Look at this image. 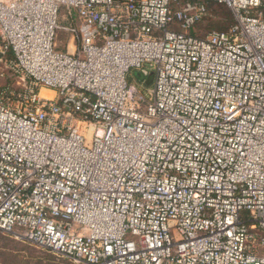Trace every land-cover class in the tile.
<instances>
[{"label":"built area","instance_id":"2783aa9c","mask_svg":"<svg viewBox=\"0 0 264 264\" xmlns=\"http://www.w3.org/2000/svg\"><path fill=\"white\" fill-rule=\"evenodd\" d=\"M212 1L232 23L191 34ZM0 234L70 264H264V0H0Z\"/></svg>","mask_w":264,"mask_h":264},{"label":"rangeland","instance_id":"374dc122","mask_svg":"<svg viewBox=\"0 0 264 264\" xmlns=\"http://www.w3.org/2000/svg\"><path fill=\"white\" fill-rule=\"evenodd\" d=\"M231 17L223 8L216 11L211 10V16L195 26L193 33L204 36L211 30L226 29L230 24ZM58 24L68 26L71 24L64 6H60L58 13ZM190 32V30H189ZM69 33L57 29L55 33V50L66 49L69 42ZM134 73V71H133ZM152 75L148 77L150 80ZM45 90V89H44ZM52 93V92H51ZM47 96V95H46ZM52 96V94L50 95ZM49 96V97H50ZM0 264H70L67 260L60 258L48 251L34 247L28 243L16 240L7 235L0 234Z\"/></svg>","mask_w":264,"mask_h":264},{"label":"trees","instance_id":"16d2710c","mask_svg":"<svg viewBox=\"0 0 264 264\" xmlns=\"http://www.w3.org/2000/svg\"><path fill=\"white\" fill-rule=\"evenodd\" d=\"M220 8H223L226 12H228V14L230 15V17H231V21H230V24L232 23V16H231V13H230V11L228 10V8H226L224 5H221V4H218V3H216V2H211L210 3V5H209V10H210V13H211V10H212V12L213 11H216L217 9H220ZM209 16H211V15H209ZM209 16H207L206 18H208ZM206 18H204L203 20H201L200 22H203ZM199 22V23H200ZM199 23H197V24H199ZM197 24H195L191 29H190V33L191 34H193V35H195V36H198V37H202V36H199V35H196L195 33H193V30L192 29H194L195 28V26L197 25ZM229 24V25H230ZM228 25V26H229ZM227 26V27H228ZM220 27H222L223 28V26H220ZM222 28H220V29H218V30H225V29H222ZM150 81V80H149Z\"/></svg>","mask_w":264,"mask_h":264},{"label":"bare ground","instance_id":"6f19581e","mask_svg":"<svg viewBox=\"0 0 264 264\" xmlns=\"http://www.w3.org/2000/svg\"><path fill=\"white\" fill-rule=\"evenodd\" d=\"M51 94L52 93L49 90H46V89L45 90L44 89L41 90V95L42 96H46L47 95V97H49Z\"/></svg>","mask_w":264,"mask_h":264}]
</instances>
